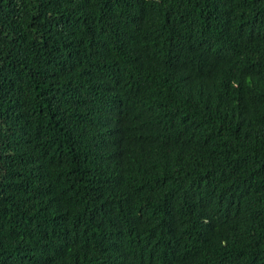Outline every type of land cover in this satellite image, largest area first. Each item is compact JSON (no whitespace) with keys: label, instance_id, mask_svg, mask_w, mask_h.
<instances>
[{"label":"trees","instance_id":"16d2710c","mask_svg":"<svg viewBox=\"0 0 264 264\" xmlns=\"http://www.w3.org/2000/svg\"><path fill=\"white\" fill-rule=\"evenodd\" d=\"M0 264H264V0H0Z\"/></svg>","mask_w":264,"mask_h":264}]
</instances>
